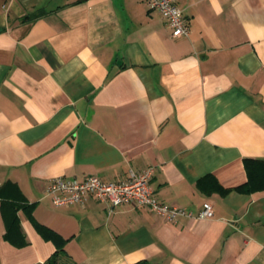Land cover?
I'll use <instances>...</instances> for the list:
<instances>
[{"label": "crops", "instance_id": "1", "mask_svg": "<svg viewBox=\"0 0 264 264\" xmlns=\"http://www.w3.org/2000/svg\"><path fill=\"white\" fill-rule=\"evenodd\" d=\"M176 3L186 37L145 0H0V264H264V0ZM148 167L213 216L46 196Z\"/></svg>", "mask_w": 264, "mask_h": 264}, {"label": "built area", "instance_id": "2", "mask_svg": "<svg viewBox=\"0 0 264 264\" xmlns=\"http://www.w3.org/2000/svg\"><path fill=\"white\" fill-rule=\"evenodd\" d=\"M145 2L150 10L158 11L166 20L172 37L188 36L189 28L176 0H145ZM153 173V167L140 172L130 171L126 180L116 183L102 182L95 175H89L81 181L58 176L51 179L45 192L55 206L79 203L86 195H90L99 201L107 202L111 208L126 204L146 207L171 222L179 217L203 220L213 216L212 206L209 203H204L202 209L194 214L159 202L153 196L150 187Z\"/></svg>", "mask_w": 264, "mask_h": 264}, {"label": "trees", "instance_id": "3", "mask_svg": "<svg viewBox=\"0 0 264 264\" xmlns=\"http://www.w3.org/2000/svg\"><path fill=\"white\" fill-rule=\"evenodd\" d=\"M3 217H4V220H5V224H6V226L8 227L9 230H11V229H18L19 230V225H18V222H17V219H16L14 211H10L9 213L8 212L4 213ZM62 251H63V249H62ZM62 251H59V252H62ZM59 252H56L55 254H53L43 264H59V257H60L59 255L61 254ZM133 264H153V263H150L149 261H146V260H142V261H139V262H136V263H133Z\"/></svg>", "mask_w": 264, "mask_h": 264}]
</instances>
